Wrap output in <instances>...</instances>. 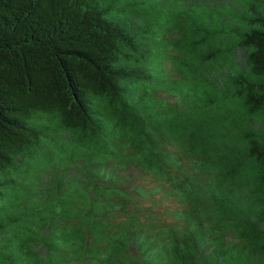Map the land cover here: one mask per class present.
I'll list each match as a JSON object with an SVG mask.
<instances>
[{
    "label": "trees",
    "instance_id": "trees-1",
    "mask_svg": "<svg viewBox=\"0 0 264 264\" xmlns=\"http://www.w3.org/2000/svg\"><path fill=\"white\" fill-rule=\"evenodd\" d=\"M0 264H264V0H0Z\"/></svg>",
    "mask_w": 264,
    "mask_h": 264
}]
</instances>
